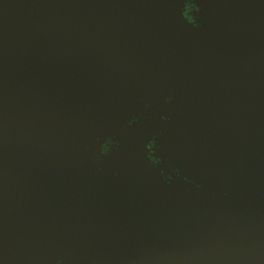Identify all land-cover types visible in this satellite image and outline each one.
<instances>
[{
    "label": "water",
    "instance_id": "1",
    "mask_svg": "<svg viewBox=\"0 0 264 264\" xmlns=\"http://www.w3.org/2000/svg\"><path fill=\"white\" fill-rule=\"evenodd\" d=\"M200 1L0 0V264H264V0ZM194 80L214 173L176 156L202 182L131 132L155 90L177 104Z\"/></svg>",
    "mask_w": 264,
    "mask_h": 264
},
{
    "label": "flooded vegetation",
    "instance_id": "2",
    "mask_svg": "<svg viewBox=\"0 0 264 264\" xmlns=\"http://www.w3.org/2000/svg\"><path fill=\"white\" fill-rule=\"evenodd\" d=\"M200 9L196 7L192 3H186L184 5V8L182 10L183 18L190 24H195V18L194 13L199 12ZM180 24V23H179ZM178 23L176 22V29H179ZM186 53V50H184V54ZM168 82L173 83L174 81L172 79H167ZM200 82H197V88H196V104L189 110L188 113V120L190 128H192V136H188L187 140L183 141V132H181L180 128L183 127L179 120H181L182 117V111H183V97L188 90L189 84H185L183 86V90L178 91V99H180L179 102L176 104L175 97L167 98L165 97L166 94H170L171 96L177 95L176 91L174 90H164V89H157L155 90V108H150V104L146 105L147 110L143 111L142 114L139 112V118L143 120L141 122V127L138 128H132L134 134L135 132H138L140 135L139 142L147 141L146 143V149H147V155L151 162L154 164L162 165L163 162H167V159L173 158L176 156V141L181 142L180 146L181 148L189 147V151H193L192 149L197 148L198 143L200 144L202 142L201 139V132L204 133L208 127L209 124H212V114L208 112H204V108L209 105L211 102L210 97H207L204 99L198 97V94L200 93ZM166 83V82H163ZM180 84L181 81H176L175 84ZM168 85H174V84H168ZM207 86V85H206ZM209 94V90L205 91ZM181 93V94H180ZM163 97L165 98L163 100ZM166 108H171V111H165ZM166 113V114H165ZM170 116V117H169ZM176 120H178L176 124ZM132 122H137V119H132ZM185 126V125H184ZM229 126H231L229 124ZM232 127V126H231ZM148 128H151L150 130ZM210 128V127H209ZM231 132V130H230ZM146 134H150L147 135ZM231 134V133H230ZM174 136L175 143H172L168 145V148H166V145L168 142H170V139ZM161 143V148H159V144ZM164 146V149H163ZM179 147V146H178ZM166 148V149H165ZM112 149V143L110 141H106L105 144L102 145L101 153L107 154ZM220 152V150H218ZM172 153L174 156L170 157L169 154ZM157 157H156V156ZM193 155V152L190 156ZM170 157V158H169ZM169 165L166 164V167ZM176 174V172H175ZM167 178H170L169 176H166Z\"/></svg>",
    "mask_w": 264,
    "mask_h": 264
},
{
    "label": "bare ground",
    "instance_id": "3",
    "mask_svg": "<svg viewBox=\"0 0 264 264\" xmlns=\"http://www.w3.org/2000/svg\"><path fill=\"white\" fill-rule=\"evenodd\" d=\"M201 2L199 0V5H201ZM212 5L214 7V11L216 15L220 14L222 11V3L220 0H211ZM197 51V47H193L186 51V53L183 55L180 63L178 64V78L177 80H180L185 73L187 72V69L189 68L191 62L193 61L195 54ZM196 88H197V81H192L188 87V90L186 91L184 97H183V111H182V117L180 120V124H183L188 117L189 110L193 108V106L196 104ZM165 111H171V108H166ZM166 114V113H165ZM170 117V116H169ZM170 142L174 143L173 137L170 139ZM170 157L174 156L172 153L169 154ZM169 157V158H170ZM171 159V158H170ZM175 167L178 172L181 174L187 175L189 178L196 180L198 182H202L201 178L196 175L194 172L189 170L184 162L176 156L175 160ZM244 178L241 175L238 174H232L225 177L220 178L219 180L215 181L214 183H206L205 187L213 192H225L228 191L235 186L239 185Z\"/></svg>",
    "mask_w": 264,
    "mask_h": 264
},
{
    "label": "rangeland",
    "instance_id": "4",
    "mask_svg": "<svg viewBox=\"0 0 264 264\" xmlns=\"http://www.w3.org/2000/svg\"><path fill=\"white\" fill-rule=\"evenodd\" d=\"M223 130L219 126V128L215 131L214 139L217 138L218 135L222 134ZM198 149L197 151H193L194 155V164L192 165V168H197L199 172H201L204 175H208L211 177V175L214 173V167L213 161L215 160V153L216 148L215 146L208 140H205L204 142L198 143ZM186 155H191V151L187 152H181ZM203 163V165L201 164ZM219 167V166H218Z\"/></svg>",
    "mask_w": 264,
    "mask_h": 264
}]
</instances>
